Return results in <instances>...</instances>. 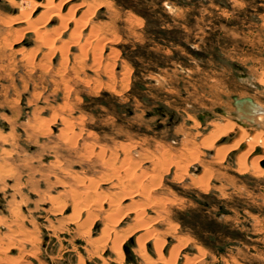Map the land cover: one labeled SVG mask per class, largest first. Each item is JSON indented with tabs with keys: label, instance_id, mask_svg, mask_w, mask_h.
Returning <instances> with one entry per match:
<instances>
[{
	"label": "rangeland",
	"instance_id": "obj_1",
	"mask_svg": "<svg viewBox=\"0 0 264 264\" xmlns=\"http://www.w3.org/2000/svg\"><path fill=\"white\" fill-rule=\"evenodd\" d=\"M32 1L0 0V264H264V0Z\"/></svg>",
	"mask_w": 264,
	"mask_h": 264
},
{
	"label": "bare ground",
	"instance_id": "obj_2",
	"mask_svg": "<svg viewBox=\"0 0 264 264\" xmlns=\"http://www.w3.org/2000/svg\"><path fill=\"white\" fill-rule=\"evenodd\" d=\"M25 1V0H24ZM32 1V0H30ZM61 1V0H60ZM63 1V2H62ZM61 2L63 4H58L59 6L65 7V4H67L69 1L71 0H62ZM28 3V2H26ZM33 3V1H32ZM60 3V2H59ZM31 4V3H30ZM39 6H43L45 7L44 9L46 10V12H48V10L51 8H54V0H42L39 2H34L33 7L30 10V13L34 12L36 10L37 7ZM44 10V11H45ZM60 10V9H59ZM58 10V11H59ZM50 11V10H49ZM53 11V9H52ZM29 13V14H30ZM52 13V12H51ZM52 17H56V16H60L59 12H53L52 14H50ZM24 19V18H23ZM41 27V26H40ZM248 98V99H247ZM244 97V98H238L236 99V105L238 107V111H239V115L240 116H246V117H251L250 119L252 120L254 118V115L260 112H264V108L261 107L260 104H257L256 101L254 102L253 100H251L249 97ZM236 109V108H235ZM237 110V109H236ZM238 113V112H237ZM227 114V113H226ZM236 114V113H234ZM259 116V115H258ZM246 119V118H245ZM261 119V118H259ZM254 121V119H253ZM255 123V122H254ZM262 159V158H261ZM264 159V158H263ZM139 251L141 253H143L142 248L139 249Z\"/></svg>",
	"mask_w": 264,
	"mask_h": 264
},
{
	"label": "water",
	"instance_id": "obj_3",
	"mask_svg": "<svg viewBox=\"0 0 264 264\" xmlns=\"http://www.w3.org/2000/svg\"><path fill=\"white\" fill-rule=\"evenodd\" d=\"M247 99H248V98H247ZM202 116H204V115L201 114L200 119H202ZM256 150L259 151L260 148L257 147ZM260 165L264 167V159H262V160L260 161Z\"/></svg>",
	"mask_w": 264,
	"mask_h": 264
},
{
	"label": "crops",
	"instance_id": "obj_4",
	"mask_svg": "<svg viewBox=\"0 0 264 264\" xmlns=\"http://www.w3.org/2000/svg\"><path fill=\"white\" fill-rule=\"evenodd\" d=\"M218 111H220L221 113H224V111L222 109H218ZM205 115H207L206 113H204Z\"/></svg>",
	"mask_w": 264,
	"mask_h": 264
}]
</instances>
